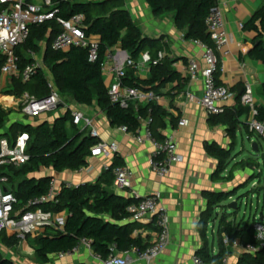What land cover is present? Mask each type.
<instances>
[{
    "label": "trees",
    "instance_id": "trees-1",
    "mask_svg": "<svg viewBox=\"0 0 264 264\" xmlns=\"http://www.w3.org/2000/svg\"><path fill=\"white\" fill-rule=\"evenodd\" d=\"M58 1L61 2L60 17L68 20L78 14L85 16L87 36L99 40V60L90 62L89 50L86 48L73 47L68 51H52L51 42L58 33L56 22L34 27L31 38L18 49L17 53L22 59V66L31 64L33 60L26 57V51L38 52L37 43L45 42L47 44L44 55L45 69H40L27 84L21 80H14V89L7 90V93L21 95L29 92L37 98H45L49 95L48 73L63 98L70 97L75 103L86 107L96 104L107 115L112 127H125L128 133L137 134L141 126L138 118L141 117L150 120L153 137L163 141L169 128L173 130L178 128L179 118L155 102L146 105L132 102L128 108L112 104L101 69L107 53L116 47L126 52L134 61H138L143 53H149L152 59L150 77L139 78L134 69L128 68L123 80L124 86L161 96L163 91L172 85L167 92L168 95L175 91L181 93L189 78L183 77L175 68L177 60L170 57L169 47L163 42V38L146 36L125 8V0ZM146 2L157 17L173 13L175 24L184 33L186 40L213 47L207 19L212 10L218 7V0H146ZM244 30L255 35V39L248 45L249 56L264 65V5L244 25ZM161 53L164 54L163 58L159 57ZM2 65L3 60L0 58V71ZM218 73L215 74V78L217 84L221 85L217 78ZM243 93L244 90L239 95V102ZM262 94L264 96V84ZM257 111L256 120L264 123V107L258 106ZM71 113L69 110L53 124L43 122L32 126L16 123L12 125L10 132L2 134L15 137L19 132H27L30 135L29 163L13 168L9 172L13 192L18 201L16 211L40 208L54 215L67 214L63 229L52 228L35 238H28L37 263L50 264L53 257L72 253L84 240L91 242L94 254L102 260H106L113 249L122 254L130 253L135 248L147 249L149 244H144L141 237L133 236L138 225L131 221L132 215L129 212V208L139 200L118 195L114 190L113 169L124 166V161L118 154L115 155L110 170H103L97 181L74 185L71 188L67 183H63L54 200L34 205L36 200L49 194L54 180L52 176H38L42 170L47 169L56 173L79 171L89 165L92 150L100 143L98 138L91 137L88 130H82L72 123ZM249 114L250 109L240 106L239 103L238 109L225 107L222 114L210 116V124L225 126L231 140L229 149H223L217 144H207L208 155L218 161L216 172L218 178H221L232 163L241 119ZM6 118L7 115L0 112V130L4 128ZM246 126L249 130V126L247 124ZM254 136L255 133L251 132L249 139ZM236 166L237 164L234 167ZM260 176H252L251 180ZM237 195L238 191L234 194L230 191L208 196V208L199 223L205 246L197 252V256L207 263H221L225 257L232 254L233 245L238 242L243 248L250 246L256 249L255 252L244 250L238 264H264V241L257 239L254 227L256 222L248 221L243 226L230 221L231 215L228 213L227 204ZM30 202L33 204L28 208ZM220 209L223 210L221 215L217 213ZM234 215H237V212H234ZM216 221L219 252L212 255L208 247L209 226ZM225 236L230 240V247L224 244ZM0 241L9 250L21 244L18 237H9L3 232H0ZM0 264L15 263L0 251Z\"/></svg>",
    "mask_w": 264,
    "mask_h": 264
},
{
    "label": "built area",
    "instance_id": "built-area-1",
    "mask_svg": "<svg viewBox=\"0 0 264 264\" xmlns=\"http://www.w3.org/2000/svg\"><path fill=\"white\" fill-rule=\"evenodd\" d=\"M61 1L73 2V0ZM60 4L61 2L58 0H0V58L3 60L0 71V108L1 112L6 115L11 114L26 120H29V118L38 120L61 107L70 109L69 104L66 103L65 98L62 97L52 79H49L48 82L49 95L42 99L29 94V92H24L21 95L7 93V90L14 89V80H21L22 83L27 84L40 69H45L36 51H26V57L31 58L33 62L25 66H22V59L17 53L18 49L22 48L31 38L34 27L56 22L58 33L51 42L50 48L52 51H68L73 47L86 48L89 50L90 62L94 63L99 60V40L87 36L85 16L78 14L68 20L64 19L59 16ZM241 27L243 28L242 25ZM207 28L213 47L209 48L200 43L204 49L203 58L207 65L206 69L201 72L204 80V94L201 98H198L188 93L186 98L189 102L202 107L209 116H218L224 112V105L231 100L230 89L218 85L215 78V74L223 70V58L230 55V35L225 27L223 12L219 8V0L218 7L212 10L207 19ZM159 57L163 58L164 54L161 53ZM151 62L152 59L149 53H143L138 61H134L130 57L124 59L123 56H120L117 58L113 51L107 53L101 69L105 79L114 80L108 86V96L112 104H119L123 108H128L132 102L146 105L161 101V96L153 92H143L123 84L128 68H132L136 72L145 69L150 70ZM199 75V64L193 60L188 67V78L196 80ZM240 105L250 109L251 119L248 121L250 131L264 139V123L256 120L258 106L252 82H246ZM71 112L72 123L76 127L88 130L91 137L99 139L100 132L93 119L87 117L82 111L71 110ZM9 119H6L4 128L0 130V232L9 237H18L21 240L20 245L29 249V237L35 238L52 228L63 229L66 220L57 218L53 213L45 212L40 208L36 210L27 209L24 212L16 211L15 206L18 201L13 192L9 172L13 168H19L29 163L28 144L30 135L27 132H19L15 137L2 135L10 132L12 125L18 123L17 119L13 122ZM138 121L141 125L140 129L137 134L132 135L137 142L141 144L149 143L153 146L149 168L157 177L167 178L172 167L184 161L183 156L178 151L175 134L170 133L163 141H158L153 137L150 130V120L139 117ZM186 126H188L187 120H182L179 123V127ZM121 130L128 133L125 127H122ZM118 150L119 147L116 143L100 142L99 145L93 148L91 160L103 156H114L118 153ZM110 166V164H106L104 170L108 171ZM79 171L91 174L94 167L89 164ZM113 175L116 190L123 191L131 187L134 174L128 167H115ZM56 184V181L53 180L49 194L36 200L34 205L38 206L54 200L60 190ZM67 186L73 187L71 184H67ZM235 198L231 201L234 202ZM162 199V194L155 192L149 197L140 199L137 204L129 208L131 218L134 221L143 222L148 218L155 217L158 228L157 240L153 245L145 250L133 249L132 252L139 261L148 263L154 261L165 253L170 245V220L161 205ZM236 201L239 202L240 207L243 205L249 207L248 203L243 204V201L241 202L238 199ZM32 204L33 202H30L28 208ZM251 208H253V203ZM256 211L257 220L254 227L257 232V239L264 241V223L259 221V208H256ZM81 244H86L91 248L90 241L84 240ZM81 244L72 253L60 256H73L78 252ZM224 244L226 247H230V240L227 236L224 237ZM233 248H242L248 252L256 251L255 248L250 246L243 248L238 242L234 243ZM128 254L126 253V256ZM129 263L128 256L118 257L114 249L112 254L106 260H103V264ZM193 264H229V256L225 257L221 263H207L196 255L193 258Z\"/></svg>",
    "mask_w": 264,
    "mask_h": 264
},
{
    "label": "crops",
    "instance_id": "crops-1",
    "mask_svg": "<svg viewBox=\"0 0 264 264\" xmlns=\"http://www.w3.org/2000/svg\"><path fill=\"white\" fill-rule=\"evenodd\" d=\"M262 5H264V0H219V8L223 12L225 27L230 35V55L223 58V70H220L217 76L220 84L228 87L231 92V100L224 107L239 108V95L242 94L247 81L254 85L257 106L264 107L262 94L264 65L249 56L248 45L255 39V35L244 30V25ZM125 8L146 36L163 38V42L169 47L170 57L177 60L175 68L183 77L188 78V67L193 60L199 64L200 75L196 80L189 79L181 93L175 91L168 95V90L172 88V85L169 86L163 91L161 101L158 103L174 117L179 118V123L182 120L188 121V126H178L176 130L169 128L165 134V136L170 133L175 134L178 151L184 158L183 163L173 166L167 178L157 177L149 168L153 146L149 143L141 144L132 134L124 133L119 127H112L107 115L96 104L92 107H86L75 103L72 98L66 97L65 100L69 102L70 109L61 107L60 110L58 109L59 111L56 110L55 119L50 120L46 115L41 117L42 120L39 124L45 121L53 124L57 118L65 116L69 110L82 111L87 117L94 120L100 132L99 142L116 143L119 147L117 154L123 159L124 166L128 167L134 174L130 188L123 191L114 188L115 192L118 195L136 200L149 197L155 192L162 194L161 205L170 220V245L165 253L150 263L137 260L136 255L130 252L127 255L130 260L129 264H193V258L205 246L200 234L199 223L203 213L208 208V196L230 192L235 188L247 185L246 183L251 181L253 176L248 171H253L254 165L248 162L250 159L240 162L235 159L226 172L221 175V178L216 176L218 161L208 155L207 144H217L223 149H229L231 147L230 137L227 135L225 126L211 125L210 116L205 110L199 105L189 102L186 98L188 93L198 98L204 94V80L201 72L206 69L207 65L203 58V46L200 43L185 39L184 33L175 24L173 13L157 17L153 14L146 0H125ZM37 45L39 46L37 52L39 60L44 65L47 44L38 42ZM112 51L117 58L120 56L126 58L119 47ZM47 75L49 79H52L48 73ZM136 75L139 78H149L150 70L145 69L136 72ZM113 82L112 79H105L107 87ZM238 88L240 89L238 90ZM250 119V114L241 119L237 134H240L243 139L244 134H247L248 138L250 137L251 131L246 126ZM70 126L69 123L68 127ZM115 155L92 159L89 164L94 167V171L91 174L80 171H64L52 174V171L49 170L44 175H53L52 177L59 189L63 183L73 186L92 183L98 180L106 164H113ZM236 164L237 166L234 167ZM56 217L66 220L67 214L56 215ZM256 218L257 216L252 217L251 215L248 221L250 223L255 222ZM131 221L138 225L133 234L134 237H141L144 244L153 245L156 242L158 228L155 217L148 218L143 222H136L132 218ZM245 223L243 221L236 223V225L244 226ZM217 225L218 221L209 226L208 247L212 255L219 252L216 235ZM243 253L242 248H233L232 254L229 256V264H238ZM29 254L34 255V250L30 245ZM116 255L127 257L126 254L120 252H116ZM6 257L16 262L13 257L9 255ZM34 260L37 263L35 258ZM80 263L103 264V260L96 256L86 244H81L78 252L73 256H55L50 264Z\"/></svg>",
    "mask_w": 264,
    "mask_h": 264
},
{
    "label": "rangeland",
    "instance_id": "rangeland-1",
    "mask_svg": "<svg viewBox=\"0 0 264 264\" xmlns=\"http://www.w3.org/2000/svg\"><path fill=\"white\" fill-rule=\"evenodd\" d=\"M47 71H48V69H47ZM65 101H66V103H69L67 100H65ZM0 112H1V108H0ZM56 113H57V111L51 112L50 114L47 115V117H49L50 120H53L57 116ZM7 116H9L7 118L8 119L10 118L9 120L11 122H13V120L15 121L17 119V122L21 123L22 125L37 126L39 124V122L42 120L41 118L38 120H34L31 118H29V120H26V119H22V118L16 117V116L11 115V114L7 115ZM254 143H258L260 145L261 150H260L259 155L255 154L253 152L252 146ZM263 155H264V139H262L258 135H255L250 140L248 138L247 134H244V139H243V137L240 134L238 135L235 150H234L233 156L231 158V162L233 163L235 161V159L237 162H240L242 160L247 161L250 159L248 162H250L254 165V169H253V171L249 170L248 171L249 174L252 173L253 176H255V177H258L259 175H261V176L259 178H256V179H252L249 182V184L241 187L238 190V195L236 196V198L234 200L236 201V199L242 197L241 202L243 201V204L248 203L249 207H245V205H243L241 207V210L237 211V215H234V212H236V211L233 212V211L228 210V213L231 215L230 221H234L237 224L242 223L243 221L247 223L248 219L251 218V215H252V217L253 216L256 217V212H257L256 211V208H257L256 205H257L258 200H260V205H258L259 206V212L258 213H264V191H260V190H264V160L262 159ZM48 171L49 170H47V169L42 170L38 174V176H42L45 173H47ZM54 173L55 172L52 171V174H54ZM255 185H257V186L255 187ZM258 190L260 192H257ZM231 202H229L227 205H229ZM252 203H253V208H251ZM218 211H219V213H218L219 215H221L223 213V210H221V209ZM252 220H253V218H252ZM24 250H26V251H24ZM0 251L2 252V254L5 257H6V255L13 257V259H15V261H16V262L13 261L15 264H37L36 261L34 260L35 256L29 254V249L24 248V246H22V245L18 246L16 249H13V251H9V249L5 248L4 245L0 241Z\"/></svg>",
    "mask_w": 264,
    "mask_h": 264
},
{
    "label": "water",
    "instance_id": "water-1",
    "mask_svg": "<svg viewBox=\"0 0 264 264\" xmlns=\"http://www.w3.org/2000/svg\"><path fill=\"white\" fill-rule=\"evenodd\" d=\"M124 55L126 56V58H128L129 57V55L126 53V52H124ZM68 113V112H67ZM66 113V114H67ZM46 122V121H45ZM252 149H253V152L255 153V154H257V155H259L260 154V147H259V144L258 143H254L253 144V146H252ZM262 159L264 160V155L262 156ZM112 167V165L110 166V168ZM110 170V169H109ZM108 170V171H109ZM250 181V180H249ZM249 183V182H248ZM248 183H246V184H248ZM240 189V187H238V188H235L234 190H232V193L234 194L235 192H237L238 190ZM260 191H264V190H260ZM259 191V192H260ZM242 199V198H241ZM240 198H238V200H241ZM258 205H260V200H258V202H257V205H256V207L257 208H259V206ZM228 209L230 210V211H239V210H241V207H240V204H239V202H237V201H234V202H231L229 205H228ZM259 221L260 222H264V213H260L259 214Z\"/></svg>",
    "mask_w": 264,
    "mask_h": 264
}]
</instances>
